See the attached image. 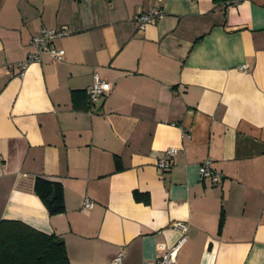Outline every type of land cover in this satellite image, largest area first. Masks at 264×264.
Masks as SVG:
<instances>
[{
  "label": "crops",
  "instance_id": "1",
  "mask_svg": "<svg viewBox=\"0 0 264 264\" xmlns=\"http://www.w3.org/2000/svg\"><path fill=\"white\" fill-rule=\"evenodd\" d=\"M230 2L0 0V221L55 235L69 264H152L177 222L175 264H264V0ZM152 9L164 18L139 30ZM42 29L64 30V59L19 76ZM94 76L110 91L91 104ZM37 177L61 184L63 214Z\"/></svg>",
  "mask_w": 264,
  "mask_h": 264
},
{
  "label": "built area",
  "instance_id": "2",
  "mask_svg": "<svg viewBox=\"0 0 264 264\" xmlns=\"http://www.w3.org/2000/svg\"><path fill=\"white\" fill-rule=\"evenodd\" d=\"M240 0H231L230 4L235 6ZM164 18V13L160 9H152L143 14L136 15L134 22L139 30H144L149 25H154ZM65 36L64 30H50L42 29L39 35L35 36L31 40V47L33 52L30 53L24 61L18 64V75L22 76L24 71L33 63L40 62L42 54H45L52 61H62L64 59V52L62 49L54 46V41ZM110 91V85L104 81H101L97 76H94V84L85 90V94L91 104H96L103 96ZM178 150L168 149L164 153V157L159 159L155 168L158 174L168 171L173 162L174 156ZM198 175L200 181L209 182L212 185H217L222 181V175L212 167L210 160H204L198 166ZM91 206L89 200H85L83 203L84 209H88ZM179 234L177 242L171 246L166 247L161 245L158 247L160 252L159 258L152 264H175L176 256L181 246L186 241L187 226L184 223L177 222L173 226ZM122 254H117L113 257L109 264H121Z\"/></svg>",
  "mask_w": 264,
  "mask_h": 264
},
{
  "label": "trees",
  "instance_id": "3",
  "mask_svg": "<svg viewBox=\"0 0 264 264\" xmlns=\"http://www.w3.org/2000/svg\"><path fill=\"white\" fill-rule=\"evenodd\" d=\"M33 192L49 216L64 213L60 183L37 177ZM135 198L140 200L137 193ZM221 227L222 218L218 231ZM0 264H69V261L64 243L55 235L40 233L19 221L3 220L0 221Z\"/></svg>",
  "mask_w": 264,
  "mask_h": 264
}]
</instances>
